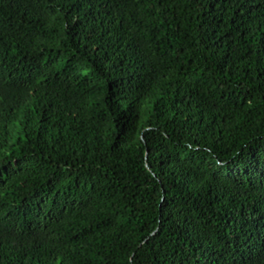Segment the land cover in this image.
<instances>
[{"label": "trees", "instance_id": "obj_1", "mask_svg": "<svg viewBox=\"0 0 264 264\" xmlns=\"http://www.w3.org/2000/svg\"><path fill=\"white\" fill-rule=\"evenodd\" d=\"M0 264H264V0H0Z\"/></svg>", "mask_w": 264, "mask_h": 264}]
</instances>
